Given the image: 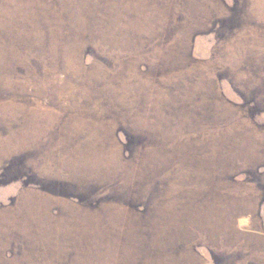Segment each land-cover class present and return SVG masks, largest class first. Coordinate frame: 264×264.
<instances>
[{"label":"rangeland","instance_id":"obj_1","mask_svg":"<svg viewBox=\"0 0 264 264\" xmlns=\"http://www.w3.org/2000/svg\"><path fill=\"white\" fill-rule=\"evenodd\" d=\"M0 264H264V0H0Z\"/></svg>","mask_w":264,"mask_h":264}]
</instances>
